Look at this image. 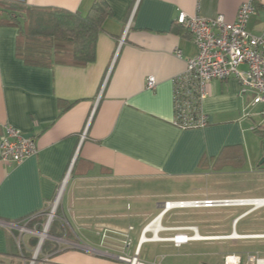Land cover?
Returning <instances> with one entry per match:
<instances>
[{
  "label": "crops",
  "instance_id": "1",
  "mask_svg": "<svg viewBox=\"0 0 264 264\" xmlns=\"http://www.w3.org/2000/svg\"><path fill=\"white\" fill-rule=\"evenodd\" d=\"M15 1L84 14L94 0ZM105 1L110 15L97 36L94 60L83 66L27 65L16 53L18 28L0 23V135L9 124L32 134L37 146L36 153L19 163L0 161V264L26 263L34 238L22 235L20 245L13 233L20 237L18 224L29 216L38 221L70 166L61 210L73 232L54 226V244L63 246L50 247L40 262L127 264L116 258L123 247L113 245L119 239L111 236L121 237L115 230L122 227V185L131 197L138 184L194 178L214 171L217 163L225 164L221 169L239 168L259 139L252 128L264 121L257 113L261 107L248 106L232 77L209 82V95L201 103L206 126L180 129L172 123V80L196 54L191 34L176 23L178 14H222L231 22L245 0ZM254 3L246 29L260 34L264 0ZM6 14L0 8V19ZM149 76L156 82L153 89L146 87ZM102 182L105 192H96L93 186ZM228 253L239 255L243 263L248 254L264 257L257 250L226 251L223 256Z\"/></svg>",
  "mask_w": 264,
  "mask_h": 264
},
{
  "label": "built area",
  "instance_id": "2",
  "mask_svg": "<svg viewBox=\"0 0 264 264\" xmlns=\"http://www.w3.org/2000/svg\"><path fill=\"white\" fill-rule=\"evenodd\" d=\"M15 1V0H11ZM256 7L254 0L243 1L236 12L233 21L228 22L222 14L213 17H204L198 14L189 16L183 12L179 13L176 23L182 25L191 34L193 43L196 46V54L186 61L185 70L176 75L172 80L173 89V111L172 123L180 129L202 128L208 124L206 114L203 112L201 103L209 95L208 84L214 79L226 80L230 77L235 78L239 94L248 99V106L258 105L261 109L257 112L264 119V30L260 34H253L246 29L249 17L255 13ZM123 38L120 40L122 42ZM175 53L180 56V50ZM153 76L146 78V87H155ZM37 152V146L33 136H25L18 128L5 124L0 135V161L5 164L19 163L23 159ZM72 165V164H71ZM71 166L57 189L54 199L50 202V214L42 231H36L27 225L35 216L23 219L22 225L17 228L20 236L25 234L35 235L46 231L51 226V221L55 208L61 198L64 187L69 178ZM261 198H212L201 200H166L162 204L165 213L168 211L190 207H215L225 206H253L249 204L251 200ZM262 207V206H261ZM249 212V211H248ZM52 214V215H51ZM246 213L240 214L233 220V232L235 224ZM164 216V215H163ZM162 216V217H163ZM156 217V216H155ZM154 217V218H155ZM154 218L148 222L141 230L133 253L128 255L125 249L131 245L124 244L121 253L116 258L127 264H156L141 261L138 258L140 246L147 242L166 241L167 238L154 239L153 227L145 231ZM177 231L174 234L173 243L175 247L188 243L190 238L203 240L207 237L201 236L197 226H177L165 227L158 231ZM191 235H188V233ZM148 233L151 236H148ZM187 235L186 240L177 238V235ZM241 238L264 239L263 234H244ZM171 238V237H170ZM264 257L258 254H248L247 263H243L241 257L235 253H228L223 256V264H260Z\"/></svg>",
  "mask_w": 264,
  "mask_h": 264
},
{
  "label": "rangeland",
  "instance_id": "3",
  "mask_svg": "<svg viewBox=\"0 0 264 264\" xmlns=\"http://www.w3.org/2000/svg\"><path fill=\"white\" fill-rule=\"evenodd\" d=\"M257 137L259 139L253 144L255 151L253 147L250 154L248 153L247 163H243L244 165H241L239 168L226 166L225 168H220L221 170L218 171L206 170L194 178L181 179L177 182L168 181L161 183V179L157 183L153 181L146 184H138L133 187L131 197L125 196L126 186L122 185L124 193L122 227L115 230L121 237L112 233L111 236H117L119 239L113 245H117L122 249V247L124 248V244H128L129 242L127 236H129V239L133 237L132 244L128 248V252L132 254L136 238L139 236L142 228L150 222L157 213L161 212L162 203L166 200L180 198H186L182 200L264 198V162L260 164L264 156L263 140L258 135ZM106 186L105 182H102L101 185H95L93 188L96 189V192H100V190L105 192ZM153 191H155V193ZM162 193L168 195H158ZM61 198L53 213L52 224L47 230V236L42 242L37 254L40 234L30 236L31 239L34 238V241L31 243L29 258L25 264H43V262L40 261L44 255L42 252L44 243L47 244L48 247L63 246V244H54L57 242V240L53 238L54 226L62 233L73 232L69 217L62 214ZM252 207L253 206L220 205L209 208L186 207L168 211L161 217V228L194 225L198 227L201 236L220 237V239L206 238L196 241L190 239L188 243L178 248L173 247L172 244L174 243L169 240L147 242L141 247L139 259L147 262L155 261L160 264H223V254L226 251L244 253L246 251L257 250L264 253V239L241 237L235 239L228 238L233 232V220L244 212L247 213L245 217L241 218L238 223L235 224V231L238 235L264 233V206L250 211ZM49 214L50 206L44 211L41 220L38 219V221L35 222L36 219L34 218L35 221L32 222V225H27V227L34 228L38 232L42 231ZM20 225L18 224V228ZM175 233H177V231H161L159 237L174 239ZM13 235L16 239V243L21 245V236L19 237L16 232H14ZM106 235L110 234L104 233V236ZM188 235H191V233L189 232ZM148 236H151V234L148 233ZM34 254H36V258L33 260L32 257Z\"/></svg>",
  "mask_w": 264,
  "mask_h": 264
},
{
  "label": "trees",
  "instance_id": "4",
  "mask_svg": "<svg viewBox=\"0 0 264 264\" xmlns=\"http://www.w3.org/2000/svg\"><path fill=\"white\" fill-rule=\"evenodd\" d=\"M0 8L7 13L0 23L18 28L17 55L32 66H49L52 63L83 66L93 61L97 36L110 15L105 0H94L84 14L57 7H28L11 0H0ZM252 131L264 143V121L253 127ZM201 165L205 166L204 162ZM222 165L225 164L217 163L213 168L216 170ZM41 216L43 214L39 216L40 220ZM33 221L35 219L29 222L30 226ZM49 248L44 243L42 252Z\"/></svg>",
  "mask_w": 264,
  "mask_h": 264
},
{
  "label": "bare ground",
  "instance_id": "5",
  "mask_svg": "<svg viewBox=\"0 0 264 264\" xmlns=\"http://www.w3.org/2000/svg\"><path fill=\"white\" fill-rule=\"evenodd\" d=\"M59 199H60V197H59ZM248 203L249 204H252V205H256L255 207H261V206H264V198H261L260 200H256V201L255 200H251ZM163 207H164V205H163ZM188 207H190V206H188ZM162 210H163V208L161 209V212L156 215V217L154 218V220L149 225H147V227L145 228V231H147L149 228L153 227L152 229L154 231V239H156V240L160 239L159 238V234H157V232L160 231V230H162V228H161V219L162 218L161 217L165 214V212L162 211ZM39 234H40V240L38 242V250H37L36 254L38 253V251H39V249H40V247L42 245V242L46 238L47 232L46 231H43V232H41ZM185 237H187V236H185ZM185 237H184V235H178L177 236V238H181L183 240L184 239L185 240L187 239ZM196 237L197 236H195L194 238H190V239L195 240ZM207 238L208 239H220V237H213V236H208ZM228 238L235 239V238H240V237H239L238 233L235 231V232H232L231 235L228 236ZM166 240L173 241L172 238L171 239L167 238ZM36 254H35V256H36ZM260 264H264V261L263 262H260Z\"/></svg>",
  "mask_w": 264,
  "mask_h": 264
},
{
  "label": "water",
  "instance_id": "6",
  "mask_svg": "<svg viewBox=\"0 0 264 264\" xmlns=\"http://www.w3.org/2000/svg\"><path fill=\"white\" fill-rule=\"evenodd\" d=\"M25 136H32V134H24ZM263 153H264V143H263ZM262 162H264V156H263V158L261 159V161H260V164L262 163ZM36 258V256H35V254L33 255V257H32V259L34 260ZM32 264V263H31Z\"/></svg>",
  "mask_w": 264,
  "mask_h": 264
}]
</instances>
